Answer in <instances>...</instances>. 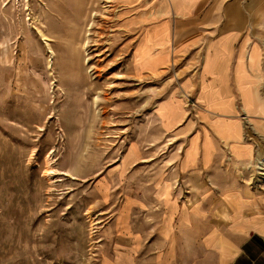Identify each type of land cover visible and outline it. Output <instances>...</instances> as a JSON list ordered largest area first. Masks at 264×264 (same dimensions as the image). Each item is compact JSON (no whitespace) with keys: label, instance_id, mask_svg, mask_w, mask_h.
<instances>
[{"label":"rangeland","instance_id":"rangeland-1","mask_svg":"<svg viewBox=\"0 0 264 264\" xmlns=\"http://www.w3.org/2000/svg\"><path fill=\"white\" fill-rule=\"evenodd\" d=\"M57 1L0 0V264H202L210 229L219 238L229 230L221 213L205 212L224 206L211 197L231 185L214 186L211 172L190 181L178 167L188 138L162 131L156 116L201 56L175 55L148 71L158 65L142 37L150 1L115 0L100 44L82 59L67 35L72 9L56 15ZM190 108L195 121L194 99ZM246 116L253 154L235 162L220 153L214 176L264 208V118ZM190 213L199 216L192 230Z\"/></svg>","mask_w":264,"mask_h":264},{"label":"crops","instance_id":"crops-1","mask_svg":"<svg viewBox=\"0 0 264 264\" xmlns=\"http://www.w3.org/2000/svg\"><path fill=\"white\" fill-rule=\"evenodd\" d=\"M149 1L151 10L142 37H149L143 42L149 53L158 57V65L147 70H162L175 55L201 56L183 69L178 85L159 101L156 116L160 128L188 138L181 147L178 167L190 181L202 183L204 173L211 172L214 186L224 182L231 185L217 187L221 189L217 197L211 194L213 202L225 201L224 206L212 207L205 215L210 218L221 213L229 230L219 238L217 230L211 228L204 241L199 238L205 243L202 264H264V208L251 202V197L245 196L249 194L240 191L234 181L214 176L220 153H230L235 162L253 154V145L245 139L243 114L254 121L264 118L263 59L256 39L262 2ZM193 99L198 108L195 121L190 116ZM205 197L209 199L207 194ZM194 216L197 221L198 215L188 214L190 230L195 227ZM214 221L220 222L211 218Z\"/></svg>","mask_w":264,"mask_h":264},{"label":"bare ground","instance_id":"bare-ground-1","mask_svg":"<svg viewBox=\"0 0 264 264\" xmlns=\"http://www.w3.org/2000/svg\"><path fill=\"white\" fill-rule=\"evenodd\" d=\"M114 1L115 0H90V1L89 0H59L55 3V8H53V10L56 12V15L65 13L66 8H68L69 10L70 8L72 9L70 11L71 12L70 15H68L69 17H66L65 20L67 24L70 23L71 25L67 28V35H68L69 43L72 44L73 47L75 45H79L77 47V50L79 52L80 57H82V59L84 57L83 52L88 51L86 54L90 56L93 54V51L95 50L93 49V46L100 44L99 42H101L100 40L104 36V35L102 36L103 30L101 31L100 29H104L106 27L105 22L110 20V18H108L107 15L105 14L107 8L109 6H112V4L108 5V3ZM87 24L90 25L88 29H86ZM41 35L42 37H45L44 40L46 41L48 48L50 49V52H52L51 54L54 55L56 53L55 52L56 49H54L51 46L49 42L50 38H48L43 31H41ZM85 35L87 36L85 37ZM87 61L89 62V58L86 59L85 56L84 63H86ZM53 159H54L53 156H49L47 160L49 172L54 170L51 166L52 161H54Z\"/></svg>","mask_w":264,"mask_h":264}]
</instances>
